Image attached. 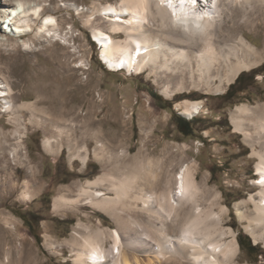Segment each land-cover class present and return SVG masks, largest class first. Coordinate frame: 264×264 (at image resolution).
<instances>
[{
	"label": "rangeland",
	"instance_id": "rangeland-1",
	"mask_svg": "<svg viewBox=\"0 0 264 264\" xmlns=\"http://www.w3.org/2000/svg\"><path fill=\"white\" fill-rule=\"evenodd\" d=\"M65 1L75 2L81 11L83 6L86 11L120 3L49 0L44 15L56 7L52 14L62 35L53 31L47 38L37 35L36 30L16 36L3 28L5 18L0 16V81L12 87L14 103L12 112H4L0 99V264H75V252L68 243L74 225L80 220L91 225L102 221L111 227L116 223L108 213L85 206L84 199L55 209L56 197L63 193L75 197L88 179L113 172L117 163L122 167L132 163L136 154L160 158L161 178L173 175L176 190L180 173L187 165L192 166L199 184L209 188L210 202L214 199L228 207L223 226L232 227L237 239L241 232L256 245L253 254L240 248L236 262L264 264V241L256 243L251 228H246L255 216L251 196L259 199L262 188L257 171L260 158L253 153V145L263 152L264 136L260 138L251 119L246 118L252 136L249 141L232 121L233 110L242 103L255 106L260 114L264 111V71L246 91L228 99L223 93L235 80L232 82L224 63L215 65L210 78H200L198 73L191 77L189 73L156 71L151 66L140 73L116 70L102 56L101 44L94 36L95 28L110 32L111 22L93 15L88 23L84 12L68 8ZM5 2L13 5L15 0H0L2 5ZM242 5L235 0L221 1L215 32L221 43H232L245 34L259 53L263 51L260 63L242 70L249 71L264 63V6ZM177 31L172 35L182 38L179 28ZM113 36L124 39L126 32ZM23 40L29 44L23 45ZM238 57L249 60L255 54L241 52ZM185 99L202 100L200 112L190 116L178 108L177 103ZM24 102L28 105L19 107ZM175 112L188 119L195 117L187 133L181 130L187 128L179 126ZM59 127H64L61 137ZM17 128L24 136L14 153L19 141ZM47 138L53 140L54 151L45 147ZM111 147L115 152H130L122 160L114 157L108 161ZM96 150L103 157L96 156ZM86 152L88 160L84 163L81 155ZM24 190L34 194L31 200L23 197ZM237 202L244 213L242 218ZM202 203L209 205V201ZM253 226L256 233H264L262 225ZM245 241L249 243L248 238ZM110 245L108 240L107 247Z\"/></svg>",
	"mask_w": 264,
	"mask_h": 264
},
{
	"label": "bare ground",
	"instance_id": "bare-ground-1",
	"mask_svg": "<svg viewBox=\"0 0 264 264\" xmlns=\"http://www.w3.org/2000/svg\"><path fill=\"white\" fill-rule=\"evenodd\" d=\"M47 1L49 0H15L13 5L8 2L0 4V16L5 18L2 21L3 28L20 37L34 30L44 38L53 31L55 35H62L58 32V19L52 14L57 10L56 7H50L52 13L44 15ZM203 1V4L198 3L195 10L187 13L180 12L178 7L176 15H173L166 4H161L160 0H120L118 4L109 3L99 9L93 6L86 11L84 6L81 11L75 2L65 3L68 8L84 12L88 23L92 21L93 15L97 18L102 16L111 22L110 32L115 35L126 32V37L120 39L100 28L94 29V36L101 44L102 56L116 70L125 68L140 73L151 66L156 71L189 73L191 77L198 73L200 78H210L215 65L224 63L233 76V82L242 70L260 63L263 51L259 53L245 34L236 37L232 43H221L216 37L215 28L221 17L220 3L223 0ZM235 1L243 5L247 3L251 8L264 6V0ZM97 12L101 15H97ZM126 15L128 17L124 18ZM178 28L182 38L172 35ZM22 42L23 45L29 44L25 40ZM241 52L255 54V57L241 59L238 57ZM232 57H236L237 61H233ZM230 83L228 80V84ZM0 88V99L3 102L1 111L12 112L13 89L3 80L0 81ZM202 104V100L185 99L182 103H177V107L193 116L200 112ZM27 105L24 102L19 107ZM246 118L251 119V125L262 138L264 111L260 114L255 106L242 103L232 112L235 128L243 132L250 141L252 136L249 128L247 129ZM63 132L64 127H59V137ZM15 133L19 135V141L14 146V153L22 146L21 138L24 136L19 128ZM52 141L47 138L44 145L54 151ZM254 146L253 153L260 158L257 171L261 175L259 184L262 188L259 199L251 196L255 203V216L246 228H251L250 232L257 243L259 240L264 241V233H256V227L253 226L256 224L264 227V151H257ZM98 151L96 150L95 155L103 157ZM128 152V149L115 152L111 147L108 161L114 157L119 161ZM81 159L87 163L88 152L81 155ZM119 164L114 165L115 168L112 166L113 172L88 179L80 185L75 197L63 193L55 199V209L81 203L84 199L85 206H94L108 213L116 223L115 227H111L104 226L102 221L98 225L86 224L81 220L77 222L68 239L75 252V264H249L236 262L240 253L236 232L230 226H223V215L228 207L214 199L210 202V190L199 184L192 166L187 165L180 173L177 178L179 189L176 190L173 175L167 176L165 180L161 178L160 158H144L136 154L132 163L123 167ZM22 195L28 200L34 196L28 190H24ZM214 196L217 198L218 193ZM202 201H209V205H204ZM239 203L236 204L237 213L242 218L244 213L240 210ZM215 205L218 206L217 210ZM108 240L110 247H107Z\"/></svg>",
	"mask_w": 264,
	"mask_h": 264
},
{
	"label": "trees",
	"instance_id": "trees-1",
	"mask_svg": "<svg viewBox=\"0 0 264 264\" xmlns=\"http://www.w3.org/2000/svg\"><path fill=\"white\" fill-rule=\"evenodd\" d=\"M262 71H264V63L261 64L257 68H253L249 71L240 72V74L235 79V81L231 83L228 89L223 93V96L227 97L228 99H233L239 93L246 91L251 85H253L256 82V76ZM154 96L158 99L161 98V95H158L157 93H154ZM180 99H183V98H180ZM174 115H175V118L179 126L182 128L183 126L187 128V129H184V128L181 129L182 131L186 132V130L187 131L190 130L191 125L194 123L195 117L188 119L184 116L177 114L176 112L174 113ZM24 221L25 223H27L30 230H32L29 222L26 219H24ZM244 236L245 238H243V235L241 232L238 234V241L240 244V248L246 250L250 254H253L254 253L253 250L256 249V245H254V243L250 240V237H248L247 235H244ZM246 238L249 239V243L245 241Z\"/></svg>",
	"mask_w": 264,
	"mask_h": 264
},
{
	"label": "snow or ice",
	"instance_id": "snow-or-ice-1",
	"mask_svg": "<svg viewBox=\"0 0 264 264\" xmlns=\"http://www.w3.org/2000/svg\"><path fill=\"white\" fill-rule=\"evenodd\" d=\"M161 4L172 10L173 15H176L177 8L180 12L187 13L189 10H195L198 6L199 0H160Z\"/></svg>",
	"mask_w": 264,
	"mask_h": 264
}]
</instances>
